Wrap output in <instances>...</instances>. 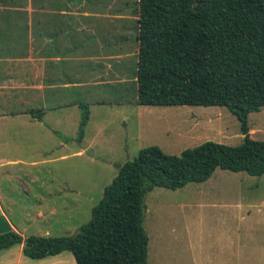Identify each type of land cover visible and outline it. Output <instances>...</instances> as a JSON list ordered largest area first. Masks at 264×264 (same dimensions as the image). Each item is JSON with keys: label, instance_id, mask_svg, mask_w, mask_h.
I'll return each mask as SVG.
<instances>
[{"label": "trees", "instance_id": "16d2710c", "mask_svg": "<svg viewBox=\"0 0 264 264\" xmlns=\"http://www.w3.org/2000/svg\"><path fill=\"white\" fill-rule=\"evenodd\" d=\"M29 1L33 56H39L45 1ZM134 13L136 103L224 106L238 119L242 141H204L179 154L143 147L119 165L74 234L23 238L11 230L0 234V249L23 242V254L35 259L67 250L76 264H147L143 200L153 187L176 190L203 182L217 168L264 173V141L251 138L248 125L249 113L264 106V0H136ZM17 20L28 25L27 13ZM79 107L77 141L89 119L88 105Z\"/></svg>", "mask_w": 264, "mask_h": 264}, {"label": "rangeland", "instance_id": "374dc122", "mask_svg": "<svg viewBox=\"0 0 264 264\" xmlns=\"http://www.w3.org/2000/svg\"><path fill=\"white\" fill-rule=\"evenodd\" d=\"M0 1L9 2L15 7L17 27L25 23L24 20H17L21 12L27 13L30 22L29 0ZM44 1L45 5L40 11V34L48 33L55 22L51 17L55 12L47 10H61L73 3L111 4L124 7V10L127 8L126 14H131L136 2L56 0L57 5L52 7L53 0ZM42 17L44 22L41 28ZM128 25L126 39L116 44L119 53L124 55L129 53V46L134 42V30L131 24ZM34 43H37V39ZM136 46L132 44L130 49L133 47L136 52ZM123 66L127 83L118 84L113 90L109 86H104L102 90L97 88V92L100 91L97 95L102 99L127 102L120 109L107 107L102 111H93V122L100 120L105 125V133L108 134L106 142L99 136L93 150L76 155L71 154L76 142L69 141L68 149L63 150L64 157L60 158L61 153L53 151L46 157L50 159L58 153L55 156L58 158L53 157L54 162L49 163L48 160L40 167L41 170L45 168L39 174L41 180H52L53 187L55 183L62 184L63 194L54 200L58 207L63 200L70 213L57 216L56 220L62 229H69L72 233L90 219L91 207L101 198L104 186L116 175L119 165L136 157L139 149L157 145L165 153L179 154L181 150L204 141L228 145H237L242 141L238 119L224 106L137 104L134 60L129 57L123 61ZM248 125L250 137L264 141V106L257 112L249 113ZM89 126L88 123L84 128L88 133L87 139L95 132L94 125ZM107 143L113 149L102 148ZM20 144L27 142L20 141ZM24 146L14 155L26 161L38 158L29 147ZM143 202L142 224L149 238L147 264H264V173L251 176L217 168L203 182H191L176 190L153 187L144 196ZM43 224L38 223L40 227ZM36 229V224L31 223L26 233H35ZM60 232L63 233L62 230Z\"/></svg>", "mask_w": 264, "mask_h": 264}, {"label": "crops", "instance_id": "0c3cea01", "mask_svg": "<svg viewBox=\"0 0 264 264\" xmlns=\"http://www.w3.org/2000/svg\"><path fill=\"white\" fill-rule=\"evenodd\" d=\"M14 11L9 2L0 1V208L12 230L23 238L33 234L68 236L75 232L62 229L59 224L60 228L56 220L57 216L70 213L63 200L59 207L54 200L62 196V184L55 183L53 187L52 180H41L39 174L45 168L40 167L48 160L54 162L58 153L50 159L46 157L53 151L64 157L69 141L76 142L71 150L76 155L93 150L99 136L106 142L105 125L100 120L93 122V111L120 109L127 102L102 99L97 88L109 86L113 90L118 84L127 83L123 61L129 57L134 60L136 71L138 47L136 52L133 47L130 49L132 44L137 45L136 15L134 11L126 14L127 8L111 4L73 3L61 10H47L55 12L51 16L55 22L48 33L41 32L40 56H33L30 22L26 40L25 23L16 26ZM43 22L44 17L41 28ZM128 23L134 30V42L124 55L116 44L126 39ZM80 103L88 105L86 125H94L95 132L87 139L84 131L81 141H77ZM24 145L38 158L26 161L14 155ZM102 148L113 149L109 143ZM41 222L44 224L40 227ZM31 223L36 224L37 231L29 234L26 232ZM22 250L23 242L0 249V264H76L67 250L38 259L25 256Z\"/></svg>", "mask_w": 264, "mask_h": 264}, {"label": "water", "instance_id": "95a60500", "mask_svg": "<svg viewBox=\"0 0 264 264\" xmlns=\"http://www.w3.org/2000/svg\"><path fill=\"white\" fill-rule=\"evenodd\" d=\"M11 230H12V226L0 208V234L7 233Z\"/></svg>", "mask_w": 264, "mask_h": 264}]
</instances>
